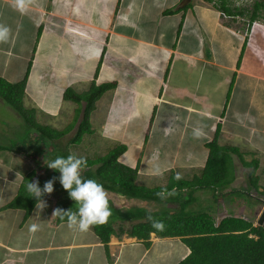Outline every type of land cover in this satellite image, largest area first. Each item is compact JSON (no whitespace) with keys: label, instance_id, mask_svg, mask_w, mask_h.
<instances>
[{"label":"crops","instance_id":"obj_1","mask_svg":"<svg viewBox=\"0 0 264 264\" xmlns=\"http://www.w3.org/2000/svg\"><path fill=\"white\" fill-rule=\"evenodd\" d=\"M184 1L36 0L21 13L13 0H0V23L11 29L9 42L0 43V77L10 83L26 79L23 104L35 110L37 122L55 129L72 124L59 138L69 135L66 142L54 140L60 150L69 155L91 146L103 150L97 155L102 156L125 145L118 162L135 168L136 183L147 188L166 185L170 174L180 173L184 179L198 174L207 160L206 143L219 127V145L236 148L245 161L258 160V189L247 185L249 168L238 153H231V183L223 189H182V198L189 194L186 212H207L215 224L235 217L257 226L264 201L249 193L264 198V62L212 2ZM255 32L250 39L259 38ZM92 83L114 87L95 102L89 119L92 132L73 143L83 103L63 94L68 88L85 92ZM0 109L23 121L1 97ZM197 122L206 125L204 139L192 136ZM36 136L34 132V141L20 150H0V264H155L157 243L185 250L174 259L177 252L167 251L157 264H176L189 253L179 237L151 233L146 248L123 233L110 236L107 254L92 228L81 233L69 229L67 221L51 223L56 208L66 205L76 211L78 206L60 184L61 174L47 167L49 142L40 136L35 141ZM156 164L166 169L163 176L152 175ZM97 166H88L83 178L97 181ZM32 171V182L38 180L41 188L56 180L54 191L42 198L47 207L38 214L35 204L25 216L24 208L7 205ZM105 190L113 227L137 222L117 216L132 209L179 206ZM33 223L40 226L36 232L30 231Z\"/></svg>","mask_w":264,"mask_h":264},{"label":"trees","instance_id":"obj_2","mask_svg":"<svg viewBox=\"0 0 264 264\" xmlns=\"http://www.w3.org/2000/svg\"><path fill=\"white\" fill-rule=\"evenodd\" d=\"M206 1L212 2V0ZM215 7L231 17L245 15V9L243 8L232 10L228 6V0H220V4ZM262 8H264V1H254L249 12V20L254 21L259 16ZM25 84V78L10 83L0 77V97L20 114L25 124L35 130L38 136L49 140H57L71 130L72 124L63 129H55L37 122L35 110L27 108L23 104ZM113 87V83L100 85L92 83L85 92L78 93L71 88L64 91L63 97L65 99L72 100L79 105L83 103L82 117L71 139L73 143H78L84 134L92 132L89 119L90 113L95 107V102L105 90ZM219 132L220 128L217 127L213 139L206 143L208 148L207 160L198 174L191 179L183 178L179 181L175 179L176 175L170 174L167 184L156 188H147L137 184V170L118 162V156L125 150V145H116L102 156L86 158L88 166L98 164L95 168L97 182L106 189L131 198L161 201L167 203V205L170 203L179 204L177 207L164 206L152 210V215L156 219L162 220L166 225L165 230L162 232L151 227V223L146 218L148 210L143 209L139 212L138 208L136 210L132 209L128 215H117L122 220L129 218L138 220L128 228H125L123 224L115 228L111 222L93 226L92 229L100 238L107 254L109 238L113 234L119 236L125 233L128 237L137 238L148 248L151 245L150 234L154 233L157 237H179L189 248V253L176 264H264L263 226H253L251 221L235 217H224L215 224L212 216L207 212H186L185 207L189 194L186 193V198H182V189H223L231 183L233 180L231 153H238L242 165L249 168L247 185L258 189L256 174L258 160L245 161L236 148L219 145L217 142ZM6 147L0 144V150L7 149ZM33 175L34 172L32 171L24 176L17 195L7 205L24 208L25 216L37 203L26 188L27 183L32 182ZM163 187H167L169 190L176 187L179 194L169 197L167 200H160L155 194L161 191ZM59 208L66 211L72 209L66 205ZM62 221H66V218L61 220L58 216L51 217V223L53 224Z\"/></svg>","mask_w":264,"mask_h":264},{"label":"clouds","instance_id":"obj_3","mask_svg":"<svg viewBox=\"0 0 264 264\" xmlns=\"http://www.w3.org/2000/svg\"><path fill=\"white\" fill-rule=\"evenodd\" d=\"M36 3V0H13V7L25 13L30 6ZM11 38V29L0 23V43H8ZM206 125L197 122L192 129V136L195 139L206 138ZM47 167L58 171L61 175L59 182L63 189L69 193L70 198L75 201L78 206L76 211L64 210L56 208L52 216H58L61 220L66 218L67 227L71 230H76L81 233L88 232L93 226L104 225L108 222L112 215V210L109 206V194L104 186L94 179H85L82 176L83 171L88 167L87 159L75 154H69L67 157L57 156L54 160L47 163ZM165 168L156 164L152 167L151 173L154 176H163ZM177 181L183 179L180 173L175 176ZM56 177L46 181L43 188L39 186V181L28 182L26 185L27 191L36 200L37 213L47 207L46 202L42 199L45 194H51L54 191V183ZM178 190L173 187L169 190L163 187L161 191L155 195L160 200H167L169 197L177 196ZM147 220L151 223V227L156 231L162 232L166 225L162 220L156 219L152 215V209H148ZM38 224H31L30 231H38Z\"/></svg>","mask_w":264,"mask_h":264},{"label":"rangeland","instance_id":"obj_4","mask_svg":"<svg viewBox=\"0 0 264 264\" xmlns=\"http://www.w3.org/2000/svg\"><path fill=\"white\" fill-rule=\"evenodd\" d=\"M254 1L258 0H228V6L232 9H245V15H238L236 17H228L227 15L224 16L225 22L230 24L231 26L241 30L246 37H247V44L248 42H251V46L254 51V55L260 58V61L264 62V8L260 10L259 16L254 20L257 22V25L255 30L259 36V38L253 37L250 39V31H251V25L252 22L249 20V12L251 11L252 5ZM264 1V0H262ZM212 3L215 6H218L220 4V0H212ZM258 48V49H257ZM24 121H19V119L12 113L8 112L4 109H0V144L7 146V147H14L19 148L20 147H26L28 146L29 142L34 141L33 133L35 132L33 129L29 128ZM36 140H38V134L36 133ZM71 135V134H70ZM69 138V135L62 137L58 141L59 143H64ZM44 141L49 142L51 144H47L46 148V155L44 159L52 161L57 156H62L61 154L65 155L64 157H67L66 150H60L56 145L57 142L54 140H49L47 138H43ZM52 142L54 144H52ZM97 151V150H96ZM95 149H93L91 146L87 147L86 149H81L79 152L73 151L75 155L82 156L85 158H94L97 157V155H101L104 151L100 150L96 152ZM43 152V151H42ZM42 154H45L42 153ZM58 172V171H57ZM60 174V173H59ZM241 194V193H240ZM242 195V194H241ZM121 224H124L123 222ZM115 227H118L117 224H115ZM163 244H156L155 247L157 250L161 249ZM157 257L159 256V252L157 253ZM157 257H155L157 259ZM154 260V259H153ZM157 262V260H155ZM154 262V263H155Z\"/></svg>","mask_w":264,"mask_h":264},{"label":"bare ground","instance_id":"obj_5","mask_svg":"<svg viewBox=\"0 0 264 264\" xmlns=\"http://www.w3.org/2000/svg\"><path fill=\"white\" fill-rule=\"evenodd\" d=\"M167 251L168 252H174V251L177 252V255L175 254V256H173V259L174 258H180L181 256L183 257V255L185 254V250L183 248H180V249L173 248V247L171 248L170 244H168V245L163 244V246L159 250H157L156 247H154L152 255H155L157 257V253L159 252V256H163L166 254ZM167 255H169V254H167ZM158 259H165V258H163V257H161V258L157 257V259L155 258V260H158ZM155 260H153V261L155 262ZM155 264H157V262H155ZM166 264H169V263L166 261Z\"/></svg>","mask_w":264,"mask_h":264},{"label":"built area","instance_id":"obj_6","mask_svg":"<svg viewBox=\"0 0 264 264\" xmlns=\"http://www.w3.org/2000/svg\"><path fill=\"white\" fill-rule=\"evenodd\" d=\"M221 14L224 15V16H226V14H224L223 12ZM256 26H258L257 25V22H255V21L252 22L250 34L253 33V31L255 30ZM249 194L252 197L258 198L260 201H264V198L262 196H260V195L258 196V193L256 191L250 192Z\"/></svg>","mask_w":264,"mask_h":264},{"label":"water","instance_id":"obj_7","mask_svg":"<svg viewBox=\"0 0 264 264\" xmlns=\"http://www.w3.org/2000/svg\"><path fill=\"white\" fill-rule=\"evenodd\" d=\"M182 2H183V4H185L184 0H182ZM257 223L264 227V206L261 209V211H260V213H259V215L257 217Z\"/></svg>","mask_w":264,"mask_h":264}]
</instances>
